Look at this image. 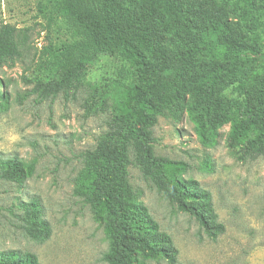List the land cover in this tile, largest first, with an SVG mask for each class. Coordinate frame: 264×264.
Here are the masks:
<instances>
[{
  "label": "trees",
  "instance_id": "16d2710c",
  "mask_svg": "<svg viewBox=\"0 0 264 264\" xmlns=\"http://www.w3.org/2000/svg\"><path fill=\"white\" fill-rule=\"evenodd\" d=\"M57 13L73 29V40L43 47L44 76L29 80L41 99L66 98L90 86L85 103L91 116L107 113V129L92 149L80 153L73 194L91 209L103 229L107 264H178L172 236L130 182L129 167L164 195L179 212L194 217L213 240L225 232L211 193L186 177L184 160L158 155L154 127L160 117L193 123L206 148H214L229 126L227 147L240 161L264 158V0H57ZM27 28L0 24V66L21 57ZM101 55L120 56L129 65L128 81L112 88L91 85L89 69ZM2 85V81H0ZM0 91V110L10 107ZM36 160L0 156V179L23 186ZM203 171L212 172L209 161ZM15 213L23 232L43 243L52 235L38 197L20 200ZM0 264H40L30 251H0Z\"/></svg>",
  "mask_w": 264,
  "mask_h": 264
},
{
  "label": "rangeland",
  "instance_id": "374dc122",
  "mask_svg": "<svg viewBox=\"0 0 264 264\" xmlns=\"http://www.w3.org/2000/svg\"><path fill=\"white\" fill-rule=\"evenodd\" d=\"M57 0H0V24L27 28L21 57L12 66H0V91L10 95V107L0 110V156L36 160L34 174L23 186L0 179V251L19 249L37 255L40 264H107L103 229L90 207L73 194V178L82 166L80 153L92 149L107 129V113L89 115L85 103L90 86L66 98L41 99L31 90L47 72L40 61L43 47H60L73 40V29L57 13ZM129 65L118 56L101 55L89 69L91 85L112 88L128 81ZM156 154L184 160L191 166L186 177L199 181L212 196L218 220L225 232L213 240L198 221L177 211L147 181L139 168L129 167L130 182L144 192L143 201L169 233L179 251L178 264H264V158L243 162L226 145L229 126L214 148L204 147L186 116L175 122L160 117L154 127ZM209 161L213 171L202 170ZM41 199L52 235L39 243L20 227L15 213L20 200ZM150 264H167L151 261Z\"/></svg>",
  "mask_w": 264,
  "mask_h": 264
}]
</instances>
